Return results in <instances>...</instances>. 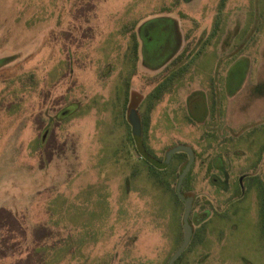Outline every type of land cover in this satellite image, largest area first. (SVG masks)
<instances>
[{
    "label": "rangeland",
    "instance_id": "1",
    "mask_svg": "<svg viewBox=\"0 0 264 264\" xmlns=\"http://www.w3.org/2000/svg\"><path fill=\"white\" fill-rule=\"evenodd\" d=\"M134 116L195 152L176 264H264V0H0V264H168L185 165Z\"/></svg>",
    "mask_w": 264,
    "mask_h": 264
},
{
    "label": "water",
    "instance_id": "2",
    "mask_svg": "<svg viewBox=\"0 0 264 264\" xmlns=\"http://www.w3.org/2000/svg\"><path fill=\"white\" fill-rule=\"evenodd\" d=\"M132 125H133V135L136 141V146L138 148L139 153L141 154L142 158L147 160L149 163L154 165L155 167L159 169H165L167 168L174 155L178 153H184L188 156V161L184 168L182 169V172L179 175L177 186H176V194L180 201L184 204V213H183V242L180 248L175 252V254L170 259L169 264H174L175 261L179 258V256L188 248L189 244L191 243L192 237H193V228L190 224V216L193 210V198H185L182 194V185L187 178L194 162H195V152L192 148L186 146V145H179L172 149H170L167 152V155L165 157V160L163 162H159L155 160L154 158L150 157L148 153L145 151L143 143H142V129H141V123L140 119L137 116H134L132 119Z\"/></svg>",
    "mask_w": 264,
    "mask_h": 264
},
{
    "label": "trees",
    "instance_id": "3",
    "mask_svg": "<svg viewBox=\"0 0 264 264\" xmlns=\"http://www.w3.org/2000/svg\"><path fill=\"white\" fill-rule=\"evenodd\" d=\"M163 11H167L166 9H164ZM220 23H217L216 24V30L218 29V27H220L219 25ZM131 43H132V55H133V60H131V62L133 63L134 65V68L136 70V63L138 62V59H139V40L137 38V35L136 33H133L131 35ZM186 50H184L177 58H175L172 63H170L169 65L166 66L165 68V71H169L170 68L175 65V64H178L179 61L184 57V53H185ZM135 70H133V74L135 73ZM132 74V73H131ZM130 74V75H131ZM163 74L164 73H161V74H158L150 79L152 80H158L159 78H162L163 77ZM179 74V77H180V73L179 71H174V72H171V75H169L167 78H163V80L157 85V87L154 89V91L156 93H159V95L157 94L156 97H159L161 96V94L164 93V91H167L171 88V85L173 83V81L176 79V75ZM126 85L129 86V77L126 79ZM153 91V92H154ZM152 92V93H153ZM151 93V94H152ZM125 100L128 101V98H129V94H128V91H126V94H125ZM150 96V94H149ZM148 98V96H147ZM147 98H146V103L147 102ZM144 145V143H143ZM145 147V145H144ZM150 156V154H148ZM151 157V156H150ZM142 160L144 161V163L146 164V167H147V170H148V173L150 174L151 178L153 180H156V181H161L160 183L163 182L162 185H164L165 188H167L169 186V181H171V174L169 173V169L173 168L172 166H177L176 164H179V163H183V165H186V161H188V156L184 153H178L176 155H174L173 157V161L171 163L170 166H168L167 168L165 169H159L157 167H155L154 165H152L151 163H149L147 160H145L144 158H142ZM160 161V160H159ZM162 162V161H160ZM191 174V170L187 176V178L185 179L184 183H183V189H182V192L183 194H185L186 192V188H187V184H188V180H189V176ZM167 179V181H166ZM175 197H176V200L180 202L179 198L177 197V195L175 194Z\"/></svg>",
    "mask_w": 264,
    "mask_h": 264
},
{
    "label": "flooded vegetation",
    "instance_id": "4",
    "mask_svg": "<svg viewBox=\"0 0 264 264\" xmlns=\"http://www.w3.org/2000/svg\"><path fill=\"white\" fill-rule=\"evenodd\" d=\"M176 40V39H175ZM142 52H143V56H144V58H146L147 59V57L144 55L145 53H144V48H143V50H142ZM178 52V49H177V46H176V43L174 42V47H173V51H172V57L168 60V62H167V64L165 63L163 66H166V65H168V64H170V62L172 61V59L176 56V53ZM147 61V60H146ZM146 64H148L147 62H146ZM148 66L150 67V66H152V68H154L153 66V64L151 65V64H148ZM163 66H160L159 68H156V69H160L161 67H163ZM171 165V164H170ZM169 165V166H170ZM221 169L222 170H224V167L221 165ZM255 186H257V184L255 185ZM242 187V192H244V190H246V187H245V185H242L241 186ZM258 187H259V184H258ZM182 189H183V185H182ZM242 192H240V193H238V197L242 194ZM175 194H176V189H175ZM182 194H183V192H182ZM177 195V194H176ZM184 195V197L185 198H193V197H189V196H187L186 195V193L185 194H183ZM178 197V196H177ZM180 200V199H179ZM181 202V201H180ZM182 203V202H181ZM183 204V203H182ZM194 206H195V200H194V198H193V208H194ZM183 207H184V204H183ZM192 215H193V210H192V213H191V216H190V224H191V226H192ZM206 216H205V213H203V214H201V215H198V218L196 219V221H200V220H204V218H205ZM192 228H193V226H192ZM182 229H183V226H182ZM193 236H194V230H193ZM183 237H184V232H183ZM192 240H193V237H192ZM192 240H191V243H192ZM183 242V241H182ZM191 243L189 244V245H191ZM182 245V244H181ZM189 247V246H188ZM188 249V248H187ZM186 249V250H187ZM186 250L179 256V258L175 261V263L174 264H176L177 262H178V260L180 259V257L186 252ZM175 254V252L171 255V257H170V259L172 258V256ZM170 259L168 260V264H169V262H170Z\"/></svg>",
    "mask_w": 264,
    "mask_h": 264
}]
</instances>
